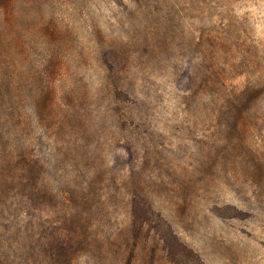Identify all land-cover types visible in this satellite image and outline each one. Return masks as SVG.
<instances>
[{
    "label": "rangeland",
    "instance_id": "1",
    "mask_svg": "<svg viewBox=\"0 0 264 264\" xmlns=\"http://www.w3.org/2000/svg\"><path fill=\"white\" fill-rule=\"evenodd\" d=\"M10 150L59 196L3 184L10 264H264V0H0Z\"/></svg>",
    "mask_w": 264,
    "mask_h": 264
},
{
    "label": "trees",
    "instance_id": "2",
    "mask_svg": "<svg viewBox=\"0 0 264 264\" xmlns=\"http://www.w3.org/2000/svg\"><path fill=\"white\" fill-rule=\"evenodd\" d=\"M55 72V70H53ZM39 97L37 98V100ZM36 111L38 112V105L35 106ZM48 110V107L44 109L46 112ZM14 119L15 117L12 116ZM6 121H8V116L6 115ZM0 167H3L7 170H9V175L7 178H4L2 176V173L0 172V211L3 210V201L4 203H7L5 190L3 189V184H14L18 186V189H20L23 193H21V196L27 197V202H31L34 198V195L37 194V192H40V194H44L45 196V202L46 201H58V194L52 190L47 183L44 182L42 179L41 182H39L37 178L38 169L44 167V165L38 160L34 159L32 157H28L26 161H20L19 158H17V151L16 150H10L7 153L6 157H3L0 160ZM12 183V184H11ZM8 197V196H7ZM23 198V197H22ZM61 209L64 215H67V209L64 206H68V201L64 200L61 202ZM142 205L139 203V206ZM77 212V210H75ZM72 213V212H70ZM153 213V209L150 205L148 207L144 208V206H140L135 208L133 210V218H134V224L137 226V228L142 231L144 229L145 222L150 219L151 214ZM31 222V224H33ZM36 228V227H35ZM77 226H69V227H57L54 232L52 231V244L50 247L53 252H57V254L64 255L65 261H70L72 258V255L76 251L75 246H73V240L75 239L74 236L66 235V233H71L73 231L75 233H78ZM1 229V225H0ZM49 245V244H48ZM2 247H5V242L3 240L1 230H0V264H10L7 262V260L4 258L2 254Z\"/></svg>",
    "mask_w": 264,
    "mask_h": 264
}]
</instances>
